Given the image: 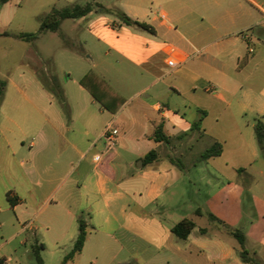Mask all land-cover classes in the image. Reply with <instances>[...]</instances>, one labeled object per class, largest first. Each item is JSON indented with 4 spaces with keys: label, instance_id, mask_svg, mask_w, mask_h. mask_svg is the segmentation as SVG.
<instances>
[{
    "label": "crops",
    "instance_id": "obj_1",
    "mask_svg": "<svg viewBox=\"0 0 264 264\" xmlns=\"http://www.w3.org/2000/svg\"><path fill=\"white\" fill-rule=\"evenodd\" d=\"M159 2L167 8L157 12L133 6L123 11L151 25L153 33L123 24L110 8L111 13L94 11L80 18L109 67H134L140 70L135 80H150L135 95H128L125 85L111 88L106 101L114 111L81 83L88 74L97 83L105 80L101 72L83 68L79 78L63 80L55 74L54 60L50 67L38 53L35 60L22 62L17 79L8 84L4 80L0 214L13 213L18 235L30 231L35 236L38 218L46 227L58 225L46 211L61 205L71 226L84 217L119 251L164 255L171 259L167 264H225L234 250L240 257L239 248H231L220 236L192 238L191 232L180 239L171 230L178 222L167 226L160 214L173 208L186 176L175 163L176 146L196 132L192 124L202 117L199 137L223 146L220 155L204 162L228 182L238 177L246 146L256 138L255 123L264 122V69L257 36L264 34L259 30L264 13L252 0ZM166 36L181 41L173 44ZM39 64L46 75L39 72ZM124 72L132 79L134 72ZM254 112L259 116L252 123L247 115ZM159 125L167 140L155 139ZM113 130L118 131L115 145L109 139ZM152 150L156 158L145 162ZM8 192L16 198L14 207ZM74 233L70 237L77 238L79 223ZM192 258L198 262H190Z\"/></svg>",
    "mask_w": 264,
    "mask_h": 264
},
{
    "label": "rangeland",
    "instance_id": "obj_2",
    "mask_svg": "<svg viewBox=\"0 0 264 264\" xmlns=\"http://www.w3.org/2000/svg\"><path fill=\"white\" fill-rule=\"evenodd\" d=\"M252 1L264 13V0ZM95 2L110 8L113 14L133 6L157 12L167 8L159 0L154 1V6L152 0H11L0 6V32L6 30L13 33V36H0V79L6 80L7 84L17 79L22 62L35 60L38 53L39 57L48 61L50 67V60H54L55 74L63 80H67L69 75L72 78H79L83 68H86L101 72L111 88L125 85L128 95L139 92L150 80H135L140 70L134 67L129 68L126 65L114 69L109 67L104 58L99 56L95 40L85 31L86 21L66 19L62 22L59 32L44 31L33 42L23 41L14 35L39 32L41 18L53 7L64 8L74 4L86 5ZM92 15H95V12ZM263 29L264 26L259 27V30ZM257 36L264 69V34L261 32ZM163 39L173 44L181 41L177 36L176 38L166 36ZM75 51L79 52V56ZM38 70L46 75L43 64L38 65ZM126 70L134 72L130 77L132 79L125 76ZM166 79L172 82L168 75ZM8 93H12L10 88ZM145 93L147 92L141 96H145ZM257 116L259 115L255 112L248 113L247 119L254 123ZM210 119L214 121L215 117L212 116ZM252 141L246 146L245 162L241 165L243 170L239 172L235 181L231 182L219 176L211 165L204 162L202 155L212 144L209 138H200L196 131L179 141L175 157L176 162L185 170L186 176L176 190L177 201L173 208L168 209L165 215L160 214V218L167 226L184 218H191L196 223L192 238L210 239L220 236L231 248L235 246L240 249V244L229 232L241 230L245 235V248L249 251V256L256 259L259 264H264V148L258 144L256 138ZM225 157L221 158L224 163ZM198 209L201 210V215L197 213ZM46 212L59 224L46 227L38 218L34 225L35 236L30 231L18 235L20 226L13 225L11 221L13 213L0 214V264H39L32 249L36 244L35 238L44 244L41 251L44 264L62 262L74 245L76 235L70 236L78 231V222L73 220L71 226L61 205H51ZM208 212L214 213L219 221L211 220ZM92 231L90 229V234ZM118 251L116 247H111L106 235L93 231L87 246H84L82 252L67 264H167V260H171L164 255L150 257L148 253H131L127 248ZM200 261L205 260L200 257ZM190 262L198 260L192 258ZM225 264L252 263L243 262L234 250Z\"/></svg>",
    "mask_w": 264,
    "mask_h": 264
},
{
    "label": "trees",
    "instance_id": "obj_3",
    "mask_svg": "<svg viewBox=\"0 0 264 264\" xmlns=\"http://www.w3.org/2000/svg\"><path fill=\"white\" fill-rule=\"evenodd\" d=\"M11 0H0V6L4 5ZM101 13H111L112 11L110 9H107L106 7L102 6L99 2L95 3H88L86 5L81 4H74L71 6H67L64 8H57L53 7L52 10L43 16L41 18V27L39 32L37 33H19L15 34V36L23 41L26 42H33L36 40L40 33L44 31H52V32H59L61 30V24L66 19H80L83 18L90 13L97 11ZM123 24L127 26H133L139 30L148 31L153 33V27L145 22H141L138 20L132 19L129 15H127L125 12H116L114 13ZM11 34L8 32L0 33V36H10ZM13 36V35H12ZM94 75L88 74L86 75L81 83L82 85L93 95V97L105 108L114 111L111 107V105L106 101V95L109 93L111 87L105 81L104 79H100L97 82L93 80ZM5 87H6V81L0 79V105L3 101L4 94H5ZM202 114L205 116L206 111H202ZM202 120L199 119L198 121L194 122L192 124L191 129L193 131H200ZM255 135L257 138L258 144L264 148V122L261 119H257L255 123ZM155 139L157 141H164L167 140L166 135L163 132V126L159 125L155 131ZM223 151V146L219 141H214V143L205 150L204 154L202 155L204 160H207L211 156H217L220 155ZM157 156V153L155 150L150 151L147 156L144 158L145 162H152ZM177 165L178 162L175 161ZM181 167V165H179ZM243 169H240L239 172H241ZM8 200L11 204V207H14L16 204V198H13L11 196V192H8L7 194ZM197 213L199 215L202 214L201 210L198 209ZM209 218L211 220L219 221V219L211 212L207 213ZM79 223V233L78 236L74 242V245L71 249V251L63 258L62 262L60 264H67L69 261H72L75 259L77 255H79L85 245V242L87 240L88 234L90 229L94 228L91 224L88 223V221L84 217H80L78 219ZM196 223L191 218H184L181 221H179L176 225L172 227V232L179 237L180 239H187L188 236L191 234V232L195 229ZM232 236L237 238L239 240L240 249H239V255L241 259L246 263H252V264H259L256 259L249 256V251L245 248V235L241 230L236 231H230L229 232ZM33 253L38 261L39 264H44V260L41 256V251L44 249V244L38 243L36 241V244L32 247ZM131 264V263H127Z\"/></svg>",
    "mask_w": 264,
    "mask_h": 264
},
{
    "label": "built area",
    "instance_id": "obj_4",
    "mask_svg": "<svg viewBox=\"0 0 264 264\" xmlns=\"http://www.w3.org/2000/svg\"><path fill=\"white\" fill-rule=\"evenodd\" d=\"M251 51H252V49H251ZM117 133H118L117 130H113V131H112V135L109 136V139H110V141H111V145H115V135H116Z\"/></svg>",
    "mask_w": 264,
    "mask_h": 264
}]
</instances>
